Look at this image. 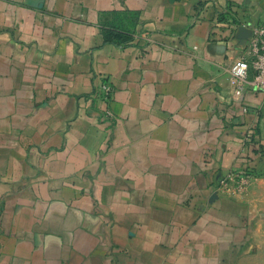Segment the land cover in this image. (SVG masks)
<instances>
[{"label": "crops", "instance_id": "crops-1", "mask_svg": "<svg viewBox=\"0 0 264 264\" xmlns=\"http://www.w3.org/2000/svg\"><path fill=\"white\" fill-rule=\"evenodd\" d=\"M263 16L264 0H0V264H264V95L228 99ZM119 24L131 40L106 41Z\"/></svg>", "mask_w": 264, "mask_h": 264}, {"label": "built area", "instance_id": "built-area-1", "mask_svg": "<svg viewBox=\"0 0 264 264\" xmlns=\"http://www.w3.org/2000/svg\"><path fill=\"white\" fill-rule=\"evenodd\" d=\"M252 33L241 55L231 63L228 72L231 87L228 94L230 105L242 102L245 93L251 89L264 95V16L251 26ZM114 86L112 82L103 77L96 88L95 98L102 101L105 107L101 110V119L105 122H114L116 116L112 109ZM247 111V108L244 109ZM251 134L246 138L251 141ZM236 181L232 189L238 194H243L252 175L247 172L234 174ZM227 186V183H226ZM229 189V188H228Z\"/></svg>", "mask_w": 264, "mask_h": 264}, {"label": "trees", "instance_id": "trees-1", "mask_svg": "<svg viewBox=\"0 0 264 264\" xmlns=\"http://www.w3.org/2000/svg\"><path fill=\"white\" fill-rule=\"evenodd\" d=\"M124 26L119 24L116 26H110L104 29V35L106 41L113 42V43H125L130 41L132 36L131 33L123 28Z\"/></svg>", "mask_w": 264, "mask_h": 264}]
</instances>
